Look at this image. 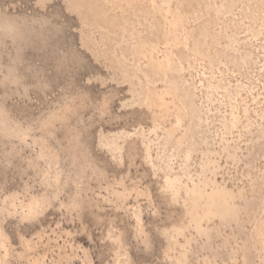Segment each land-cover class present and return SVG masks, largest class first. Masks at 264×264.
I'll list each match as a JSON object with an SVG mask.
<instances>
[{
  "label": "rangeland",
  "instance_id": "374dc122",
  "mask_svg": "<svg viewBox=\"0 0 264 264\" xmlns=\"http://www.w3.org/2000/svg\"><path fill=\"white\" fill-rule=\"evenodd\" d=\"M0 264H264V0H0Z\"/></svg>",
  "mask_w": 264,
  "mask_h": 264
}]
</instances>
